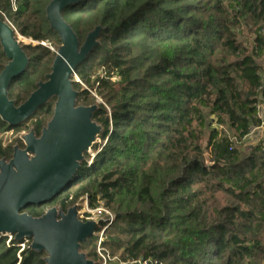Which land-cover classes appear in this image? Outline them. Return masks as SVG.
Segmentation results:
<instances>
[{
  "label": "trees",
  "instance_id": "trees-1",
  "mask_svg": "<svg viewBox=\"0 0 264 264\" xmlns=\"http://www.w3.org/2000/svg\"><path fill=\"white\" fill-rule=\"evenodd\" d=\"M50 1L15 0V11L0 1V20L37 43L20 45L29 64L8 89L16 106L45 81L50 48L60 46L46 20ZM62 17L80 45L101 28L73 89L77 105L97 107L105 145L90 165L85 154L60 195L23 212L102 204L115 220L100 246L124 264H264V137L247 156L239 149L262 124L264 0H85ZM6 64L0 50V72ZM54 102L17 126L0 120V133L39 137ZM12 153L0 141V160ZM97 242L80 248L94 264ZM29 245L1 237L0 264H45Z\"/></svg>",
  "mask_w": 264,
  "mask_h": 264
},
{
  "label": "water",
  "instance_id": "water-1",
  "mask_svg": "<svg viewBox=\"0 0 264 264\" xmlns=\"http://www.w3.org/2000/svg\"><path fill=\"white\" fill-rule=\"evenodd\" d=\"M82 1L52 0L46 7V20L60 46L45 81L37 83L36 90L19 106L9 100L8 89L29 60L13 29L0 20V50L7 59L0 72V120L17 126L55 99L52 116L39 137L31 130L22 139L23 149L15 147L9 160H0V238L29 241L30 250L45 254V264H94L80 248L94 235L96 223L79 220L77 206L65 213L51 208L38 218L23 212L62 193L81 170L85 154L102 131L92 120L97 107L77 105L73 89L74 72L97 46L101 31L96 27L80 45L64 21L63 10Z\"/></svg>",
  "mask_w": 264,
  "mask_h": 264
},
{
  "label": "rangeland",
  "instance_id": "rangeland-1",
  "mask_svg": "<svg viewBox=\"0 0 264 264\" xmlns=\"http://www.w3.org/2000/svg\"><path fill=\"white\" fill-rule=\"evenodd\" d=\"M250 37L247 35V33H244L243 36L241 37L240 41L244 42L246 44L247 41H250L249 39ZM22 45H32L35 46L37 45L36 42H33L32 40L30 41V39L28 40H18ZM58 49V48H57ZM57 49L55 47H51L50 50L55 53L57 51ZM257 64L260 66L261 68V73L262 76L264 78V61L263 60H256ZM74 80L77 81L76 77H74ZM43 82V81H41ZM97 103H101V101L99 99H96ZM259 116L261 118V126L257 129H252L250 134L243 140V142L241 143V145L239 146L240 152L242 154V156H247L254 145H256V143L262 139L264 137V109H260L259 111ZM31 131V129L29 131L20 133L18 135L12 134V133H0V141L3 143V146H6L8 144H11L12 148H19V149H23L24 148V143H23V137L25 135H27L29 132ZM18 140V142H17ZM100 145H105V142H102V140L99 139V137L96 138V141L94 143V145L90 148L89 152L87 153L88 155V159L86 160L87 164L90 165L92 162V159L95 157L96 152L93 151V148L95 146H100ZM88 201V200H87ZM85 201L84 199H81V201H79L75 206H77L78 208V212L83 213L85 212V205H84ZM98 207H103L102 204H100ZM90 210V209H89ZM108 211V210H107ZM109 212V211H108ZM100 214V213H98ZM97 215V214H96ZM113 215V214H112ZM99 218L104 219L106 218V214L102 213L100 215H98ZM114 216V215H113ZM115 217V216H114ZM106 230V227L104 228L103 225H101L94 233L93 236L98 238V242L97 245L95 247V253L98 257L97 260H95L97 263L99 264H124L120 261L119 256L115 255V257H111L110 256V251H103V249L101 248V246H99L98 244L99 241L101 242V237L104 233V231ZM11 238L8 237V242ZM23 246V245H22ZM100 247V248H99Z\"/></svg>",
  "mask_w": 264,
  "mask_h": 264
},
{
  "label": "built area",
  "instance_id": "built-area-1",
  "mask_svg": "<svg viewBox=\"0 0 264 264\" xmlns=\"http://www.w3.org/2000/svg\"><path fill=\"white\" fill-rule=\"evenodd\" d=\"M0 1H9V3L11 4L12 10L15 11V9H16L15 8V0H0ZM4 22H6L13 29L14 34H15V38H16L17 41L19 39H21V40H28V39H25V38L21 37L17 33V31L15 30V28L6 19L4 20ZM18 43H19V45H22L19 41H18ZM257 108H258V111H260V109H262V108L264 109V104H259ZM83 199L85 201V203H84V205H85V212H83V213L78 212V219L79 220H81L82 222H94V223H96V225H95V231L101 225H103L104 228L106 227V229H107V228H109L113 224V222L115 220V217L110 212H108L104 207H97L94 210H89L87 198H83ZM98 213H100V214L104 213L107 216H106V218L101 219V218H99L98 215H100V214H98ZM95 231H94V233H95ZM99 243H101V242L99 241ZM98 245L100 246V244H98ZM142 264H146V263L144 262Z\"/></svg>",
  "mask_w": 264,
  "mask_h": 264
}]
</instances>
